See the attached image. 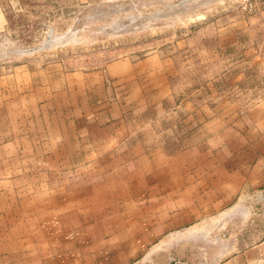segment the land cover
<instances>
[{
  "label": "rangeland",
  "instance_id": "rangeland-1",
  "mask_svg": "<svg viewBox=\"0 0 264 264\" xmlns=\"http://www.w3.org/2000/svg\"><path fill=\"white\" fill-rule=\"evenodd\" d=\"M76 83L82 106L95 91L98 107L124 106L134 137L179 149L187 106L230 121L264 99V0H0V147L37 153L40 140L24 135L55 125L48 111L63 101L72 107ZM11 151L1 147L0 155ZM39 167L0 162L2 222L20 206L1 190L41 181L2 176ZM237 204V215L227 212L208 240L176 243L172 259L165 251L146 264H199L208 255L213 264L224 238L226 249L236 235L262 239L264 190ZM9 230L2 225V237Z\"/></svg>",
  "mask_w": 264,
  "mask_h": 264
},
{
  "label": "crops",
  "instance_id": "crops-1",
  "mask_svg": "<svg viewBox=\"0 0 264 264\" xmlns=\"http://www.w3.org/2000/svg\"><path fill=\"white\" fill-rule=\"evenodd\" d=\"M77 87L72 107L63 101L56 113L48 111L55 125L24 135L40 140L37 153L1 146L15 151L0 162L40 164L2 177L41 181L1 190L20 207L0 218V264H146L165 251L172 259L176 243L208 240L227 212L237 215L240 196L264 190V99L230 121L214 109L187 106L180 148L171 151L170 142L134 137L121 103L98 107L93 91L82 106ZM202 222L209 223L194 227ZM2 225L10 228L5 237ZM227 240L213 264H264V237L236 235L226 249Z\"/></svg>",
  "mask_w": 264,
  "mask_h": 264
},
{
  "label": "bare ground",
  "instance_id": "bare-ground-1",
  "mask_svg": "<svg viewBox=\"0 0 264 264\" xmlns=\"http://www.w3.org/2000/svg\"><path fill=\"white\" fill-rule=\"evenodd\" d=\"M196 232H198L199 233V230H197ZM190 233V235L192 234L191 232H189ZM193 233H194V231H193ZM187 235H188V233H187Z\"/></svg>",
  "mask_w": 264,
  "mask_h": 264
}]
</instances>
